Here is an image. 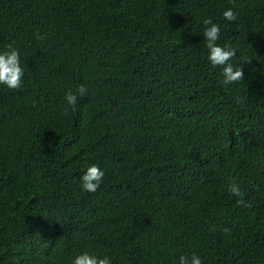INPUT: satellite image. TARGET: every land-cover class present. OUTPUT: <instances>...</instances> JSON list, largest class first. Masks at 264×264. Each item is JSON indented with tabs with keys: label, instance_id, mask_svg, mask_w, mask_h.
Wrapping results in <instances>:
<instances>
[{
	"label": "trees",
	"instance_id": "obj_1",
	"mask_svg": "<svg viewBox=\"0 0 264 264\" xmlns=\"http://www.w3.org/2000/svg\"><path fill=\"white\" fill-rule=\"evenodd\" d=\"M234 2L0 0V52L25 69L0 85V264H264V0ZM206 17L243 80L220 84Z\"/></svg>",
	"mask_w": 264,
	"mask_h": 264
},
{
	"label": "clouds",
	"instance_id": "obj_2",
	"mask_svg": "<svg viewBox=\"0 0 264 264\" xmlns=\"http://www.w3.org/2000/svg\"><path fill=\"white\" fill-rule=\"evenodd\" d=\"M233 4L237 6L234 0ZM222 17L228 22H235L238 19V13L233 8H228L223 11ZM202 24L205 47L208 51L207 59L213 67L222 69L220 84L228 86L243 80V68L234 67L230 62L236 56L237 50L229 44H224L223 46L218 44L221 37L220 26L207 17L203 19ZM33 35L39 40L44 39L38 31ZM247 63H250V60ZM253 70L255 71V69ZM24 75L25 69L21 66L19 50L13 44H8L6 50L0 52V85L13 91L17 90L22 86ZM87 91V87L84 84L78 85L75 90L70 89L67 91L63 97L66 102L65 113L69 109L75 111L79 100L85 97ZM104 176V171L98 165L92 164L88 166L85 173L80 177L82 190L88 193H95L102 184ZM228 191L235 197H243L244 195L240 185L234 180L229 183ZM237 203L245 207H251V204H246L243 199H239ZM215 230L216 225H212L210 231ZM224 231L227 232L228 230L225 229ZM72 264H111V260L107 256L99 257L85 251L77 255L73 259ZM179 264H202V261L196 254L191 256L185 254L179 256Z\"/></svg>",
	"mask_w": 264,
	"mask_h": 264
}]
</instances>
